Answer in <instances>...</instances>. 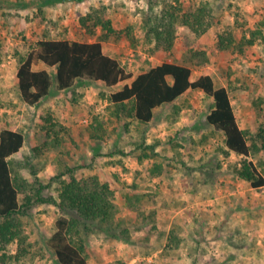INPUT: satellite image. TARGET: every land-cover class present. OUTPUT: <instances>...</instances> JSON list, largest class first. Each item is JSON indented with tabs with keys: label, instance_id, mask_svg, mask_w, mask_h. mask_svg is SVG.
<instances>
[{
	"label": "rangeland",
	"instance_id": "374dc122",
	"mask_svg": "<svg viewBox=\"0 0 264 264\" xmlns=\"http://www.w3.org/2000/svg\"><path fill=\"white\" fill-rule=\"evenodd\" d=\"M32 2L0 0V130H18L25 136L22 149L11 157L13 173L25 187L20 198L32 195L37 183L49 185L43 196L57 197L58 177L67 167L82 165L75 170L76 177L96 175L114 189L116 219L123 221L130 238L123 241L98 229L81 228L77 236L85 241L87 264H264V186L254 189L234 174L241 157L222 152V133L206 122L212 99L202 91L178 98L176 115L167 104L155 110L149 123H140L114 115L108 98L123 84L107 87L85 78L32 106L20 99L15 77L16 52L27 53L30 44L45 34L97 41L101 30L96 28L92 35L79 19L103 11L115 29L132 26L139 41L132 46L121 35L101 41L105 54L118 59L126 72L136 76L162 62H174L190 67L193 79L209 74L216 87L228 89L239 127L255 134L264 125V0H84L40 11L26 6ZM201 6L206 7L209 23L205 31L195 32L177 20L169 50L144 43L141 18L149 8L159 14L166 7L173 11L179 7L183 14ZM257 30L254 44H247ZM219 37L233 38V47L219 50ZM50 120L67 129L65 133L54 128L66 139L59 147L49 142L55 140L53 132L46 136ZM91 126L104 131L102 140L90 139ZM45 141L50 145L42 149ZM154 141H159L157 155L138 161V145ZM35 147L39 154L33 152ZM96 147L100 156L92 162ZM116 150L126 155L106 156ZM251 158L264 171V153ZM155 164L161 165L160 174L151 172ZM137 195L145 197V212L156 211L155 222L128 208L126 196ZM59 216L54 205L40 204L21 218L27 252L12 264H55L47 241ZM171 228L180 243L168 249ZM5 250L17 253V244Z\"/></svg>",
	"mask_w": 264,
	"mask_h": 264
},
{
	"label": "trees",
	"instance_id": "16d2710c",
	"mask_svg": "<svg viewBox=\"0 0 264 264\" xmlns=\"http://www.w3.org/2000/svg\"><path fill=\"white\" fill-rule=\"evenodd\" d=\"M84 0H33L26 3L41 8L54 6L57 3ZM171 10L164 8L157 14L152 8L143 13L141 18L144 43L153 44L157 49L163 47L169 50L175 39V22L178 20L196 31H205L209 23H205L206 7L201 6L188 13L181 14V9ZM80 25L87 32L94 35L96 28L101 30L99 39L93 42H81L67 39L49 38L46 34L29 46L25 54L16 52L17 91L20 99L32 106L51 96L54 91L71 89L82 79L102 82L107 87L123 84L113 91L108 98L114 106L115 117L136 119L140 123H149L155 116L158 107L171 104L173 114H177L175 101L189 91H202L212 99V108L206 115V122L224 137L225 155L234 153L241 157V161L233 168L234 174L246 181L254 189L264 186V171L260 163L253 161L251 156L264 153V125L260 126L255 134L241 129L237 123L232 107L228 89L224 86L216 87L211 75L203 74L192 78V69L184 64L162 62L133 76L125 71L118 59L105 54L101 41L110 37L123 36L132 46L137 41L133 27L117 30L110 19L104 17L103 11L89 12L79 19ZM259 30L252 32V38L247 44L253 45ZM233 38L219 37L217 47L219 50L233 47ZM150 53H153L151 50ZM51 121V120H50ZM58 127L67 133V129L51 121L46 130V136L51 132L55 140L50 144L59 147L65 144L66 139L54 131ZM90 139L102 140L104 131L91 126L88 129ZM100 132V133H99ZM25 143V136L21 131L4 128L0 130V264H12L26 254L27 237L23 235L21 218L29 214L32 207L40 204L54 205L60 216L56 219L55 229L47 241V246L55 255V264H87L88 256L83 238L77 236L80 229L86 231L100 230L106 237L128 241L129 231L123 221L116 219L118 207L115 204V191L107 182L101 181L96 175L89 177H76L74 172L82 165L67 167L64 174L59 176L60 190L57 197L43 196L42 192L49 185L37 183L32 195L20 193L25 189L18 182L11 165V157L18 153ZM42 149L48 148L49 143H43ZM159 141L150 145L143 142L138 145L141 153L137 160L155 157V148ZM98 147L93 148L92 162L100 156ZM33 152L40 153L35 147ZM126 155L122 151L114 154ZM112 164V163H111ZM162 167L155 164L152 173L160 174ZM136 187V186H134ZM150 197H153L152 195ZM128 208L136 211L143 220L155 222L156 211L145 212L144 196H126ZM154 226V225H153ZM96 227V228H95ZM155 227V226H154ZM93 228V229H92ZM77 236V237H75ZM15 242L17 253L8 254L7 245ZM176 231L171 228L165 246L168 249L179 246Z\"/></svg>",
	"mask_w": 264,
	"mask_h": 264
}]
</instances>
